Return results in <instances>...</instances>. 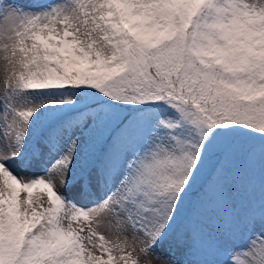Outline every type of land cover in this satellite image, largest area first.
<instances>
[{
	"label": "rangeland",
	"instance_id": "374dc122",
	"mask_svg": "<svg viewBox=\"0 0 264 264\" xmlns=\"http://www.w3.org/2000/svg\"><path fill=\"white\" fill-rule=\"evenodd\" d=\"M125 1L131 11L148 0H0V207L23 209L29 199L30 208L51 207L54 232L73 244L74 264H264V206L253 208L231 183L219 185L218 213L196 212L184 225L191 240L159 241L161 225L144 226L128 212L123 198L141 182L142 169L175 154H201L175 110L145 108L142 129L113 134L111 166L99 141L111 107L84 108L88 93L48 77L46 63L54 56L76 60L83 73L99 54L109 56L113 38L129 19L137 21ZM197 5V57L225 63L231 36L243 38L245 89L257 94L264 80V0ZM139 33L147 43L169 36L152 27ZM1 254L0 243V262Z\"/></svg>",
	"mask_w": 264,
	"mask_h": 264
},
{
	"label": "trees",
	"instance_id": "16d2710c",
	"mask_svg": "<svg viewBox=\"0 0 264 264\" xmlns=\"http://www.w3.org/2000/svg\"><path fill=\"white\" fill-rule=\"evenodd\" d=\"M125 3L137 21L129 19L125 32L113 38L109 56L99 54L88 73L61 55L45 68L52 81L90 95L84 108L101 103L111 107L99 139L108 165L115 163L107 149L109 139L142 129L145 108L171 107L178 126L190 131L201 154H175L142 169L141 182L123 198L133 220L161 225L159 241L191 240L184 225L196 212H219L222 182L231 183L240 197L249 195L253 208L264 206V80L257 94L246 91L250 79L243 64V38L231 36L225 63H206L193 48L197 0H148L131 11ZM159 19L163 26H158ZM148 27L169 36L147 43L139 31ZM259 48L264 66V44ZM30 206L31 199L24 209L16 204L0 207V264H71L70 244L54 233L52 209Z\"/></svg>",
	"mask_w": 264,
	"mask_h": 264
}]
</instances>
